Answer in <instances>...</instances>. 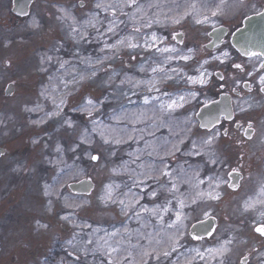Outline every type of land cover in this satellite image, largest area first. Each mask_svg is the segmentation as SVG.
Returning <instances> with one entry per match:
<instances>
[{
	"label": "rangeland",
	"instance_id": "374dc122",
	"mask_svg": "<svg viewBox=\"0 0 264 264\" xmlns=\"http://www.w3.org/2000/svg\"><path fill=\"white\" fill-rule=\"evenodd\" d=\"M80 1L84 2L85 7H80ZM88 3V0H35L28 16L19 18L12 12V0H0V145L8 149V154L2 157L0 164L9 166L7 177L0 175V264H101V261H108L105 252L110 248L118 249L112 254L114 259L118 260L132 252L139 260L141 248L169 250V238L176 233V228L169 225L175 222L176 211L187 216L184 224L187 225L185 231L188 233L194 222L215 215V200L198 196L200 192L215 194L214 186L210 187L207 179L214 178L215 165L208 163L205 166L206 159H201L202 155L189 156L185 153L192 150V141L200 146L206 130L200 128L197 112L202 105L217 99L211 89L221 81L213 77L198 97L199 102L192 101L169 115L160 111V103L169 97L155 92L149 94L150 102L145 104L141 98V94L146 92L143 85H121L120 80L125 76L133 81L158 79L163 74L153 73L152 67L160 65L170 69L183 66L182 61L174 60L165 65L163 61L168 54L153 51L143 57L144 63H141L143 58L139 54H135V60L129 58L128 62L123 57L128 49H121L111 61H105L103 65H95L94 62L105 54L112 56V50H106V53L100 51L105 41L114 43L118 38L134 36V42H142L143 34L155 32L158 36H167L170 46L185 51L189 47L197 48V55L190 62L198 66L195 61L219 55L217 50L200 48L201 44H208L210 37H205L203 33L211 31L212 26L195 25L191 16L180 25H174L170 18L182 15L185 11L191 12L192 5L197 11H206L204 5H207L214 10L219 8L220 14L214 18L217 24L220 18H245L244 14L249 17L254 12L264 11V0H246L248 6L244 8L238 7L236 0H137L139 10L136 6L125 7L123 13L126 15L118 11V18L123 23L119 25L115 36L109 33L101 39L95 30L88 29L86 40L76 44L67 27L71 22L57 18L62 14L59 11L61 7L66 8L81 23L88 18V13L96 11L100 12L99 19L105 28L107 21L113 18L110 12L94 9L93 4ZM252 5H255L254 9ZM33 20L38 22V28L31 26ZM148 22H152V27L142 28V24ZM134 28H141V33H134ZM176 32L184 35L174 40L172 36ZM180 40L184 43H179ZM49 55L53 56L51 62L45 59ZM86 60L93 61V64L86 63ZM62 63L63 67L60 66ZM109 64L111 67L107 73L99 71ZM141 65L146 71L139 70ZM94 67L97 75L92 77ZM207 67L211 72L221 70V65L214 61ZM113 70L120 75L112 83H106ZM82 75L90 78L80 80ZM10 84L14 88L8 95L6 90ZM122 90L135 94L121 100L119 94ZM162 90L170 93L171 98L189 93H184L181 86L173 85L165 86ZM195 90H199V87ZM155 96H160V100L154 99ZM263 97L262 94L253 95V99L248 102L252 104L250 109H261L264 106ZM88 98L98 101L94 111L96 124L85 113L73 111L79 109ZM53 99L57 104L61 99L66 101L64 114L74 122L73 128L57 119L40 125L32 123L46 119L45 113L55 109ZM186 120L191 121V132H188ZM219 126L216 130L220 132L225 126L230 127L226 122ZM169 128L172 129L171 133ZM83 129L88 130L86 138L91 143L80 141ZM101 131L110 139L127 142L104 144L99 135ZM176 133L184 137L185 143L180 145L181 151L176 153L174 162L170 161L173 158L170 157L167 163L179 177V191L174 195L184 199L186 206L183 209L177 199H173L172 193L160 188L161 185L170 186L168 177H161L158 183L146 182L151 189L169 197L163 200L162 205L160 202L148 204L149 199L156 200L146 194L148 187L132 186L134 179H144L139 174L147 171L149 165L157 169L162 167L159 157L163 152L159 148L165 140L175 143ZM129 135L134 139L129 140ZM229 138L230 135L221 136L211 149H229ZM78 143L80 147L76 148ZM57 146L61 147L60 152L56 151ZM149 152L153 154L149 156ZM90 154H99L101 159L93 161ZM137 156L140 158L137 159ZM176 156H182L184 160L176 159ZM113 168L117 171L113 172ZM181 169L184 171L181 172ZM194 172H199V177L205 181L199 187H195L197 179ZM82 178L94 181L92 192L83 195L70 192L69 183ZM184 180L189 182L183 183ZM109 184L113 186L114 199H123L127 203L134 198L133 194L135 198L143 196L140 203L149 209L158 205L162 208L167 200H171V210L153 215L151 212H141L137 206L135 211L140 212L139 218L131 212L125 216L119 203L105 204L101 201L100 197L105 195L106 185ZM46 190L48 195H45ZM190 198H196L197 203L193 204ZM198 203L202 204L201 208L186 210ZM204 211L209 215L204 216ZM248 213L253 223L258 220L256 214ZM65 215L69 216L68 220L61 219ZM160 216H163V220ZM42 224L47 225V228L39 226ZM237 227L242 230L239 225ZM215 236L213 234L201 240L185 236L180 241L181 246L169 258L162 259L160 264H185V261L196 256L192 249H199L205 254V261L196 258L193 264H219V256L213 260L206 251L217 249ZM243 239V244L237 245V263L242 264L246 255L251 254L253 261L249 264H264V256H261L264 253V237L257 235L251 239L244 236ZM89 240L91 244H88ZM69 241L72 243L69 244ZM84 247L90 250V254L76 261L75 256L70 254L74 249ZM92 250H95L94 257ZM150 264L156 262L153 260Z\"/></svg>",
	"mask_w": 264,
	"mask_h": 264
},
{
	"label": "snow or ice",
	"instance_id": "6c2138e0",
	"mask_svg": "<svg viewBox=\"0 0 264 264\" xmlns=\"http://www.w3.org/2000/svg\"><path fill=\"white\" fill-rule=\"evenodd\" d=\"M236 5L240 8L247 7L248 5L246 4V0H236ZM136 6L137 9L139 10V5L137 3V0H112L110 3H106L105 0H94L93 7L94 9L97 10H102L105 13L111 14L113 17L111 20L107 21V26L106 28L104 27L103 21L99 19L100 12H90L87 14L88 18L85 19L82 23L79 22L74 15H72L66 8L61 7L59 11L62 13L59 17H57L61 21H70L71 23L67 24V27L70 29V35L73 37L75 40L76 44H79L80 41L86 40V38L89 36V31L88 29H93L97 33L98 38H104L107 34H112L113 36L116 35V33L119 30V25L123 23V21H120L118 18V11L122 14L123 9L125 7H133ZM80 7H85V4L82 2L80 4ZM192 11H185L182 15H178L175 17H171V23L174 25H180L181 22L185 19H187L189 16L193 18V22L195 25H211L212 26V31H205L203 34L205 37H211L214 32H216V21L215 17H217L219 13V8L217 9H212L211 7H208L207 5H204V8L206 11H197L195 8V5H192ZM253 9L255 8V5L251 6ZM245 19L251 20L252 17H248L246 14ZM254 16H261L264 17V13L262 12H254ZM158 22V21H156ZM79 24V27L77 25ZM33 28H38L39 24L35 20H33L32 25ZM152 27V22L144 23L142 24V28L144 29H150ZM103 29V31L101 30ZM134 33H141V28H134L133 29ZM237 31H240L238 28ZM184 35L181 32H176L173 36L172 39H176L177 36H182ZM168 37L167 36H158L155 32H152L150 34L145 33L143 34V39L142 42H134V36H128V37H121L116 39L114 43H108L105 41L104 46L100 49L102 53H106V50H112V56H109L107 54L103 55L102 58H97L94 62L95 65H103L105 61H111L113 59V56L116 55L121 49H130V50H141L143 49L145 52H151L155 51L161 54H168L165 56V59L163 61V64H170L174 60L182 61L185 63V67L187 66L188 62L194 61V58L197 55V48H187L186 51L182 49H178L175 46H170L168 43ZM179 43L183 44L184 41L180 40ZM209 44H212L213 47H215V43L209 39L208 44H201L200 48L206 50L209 46ZM241 49L244 53L245 56L248 57H254L260 60L259 63V68H256V66L253 64V70L255 72H261L264 71V49H262L260 52H255L251 51L249 48L244 47L243 45L241 46ZM175 54V55H173ZM129 56L132 60H135L137 57L136 55H132L131 52H129ZM46 61L51 62L53 60V56L49 55L45 57ZM231 53L228 50H220L219 55H214L211 56L210 59H202L199 61H195V63L198 65L192 71L194 74H189V72L185 71V67H179V68H170L166 69L163 66L157 65L156 67H152L151 71L153 73L160 74L162 73L163 75L160 76L158 79L157 78H152L147 81L143 80H138V81H133L132 79L128 78L127 76L124 77V79L120 80V84H132L133 87H140L143 85L145 87V91L149 94L156 92L160 93L163 96L169 97L167 101H162L160 103V111L161 113H166V114H171L175 112L177 109H182L186 104L191 103L192 101H198V97H200L203 94V89L207 87L213 80V77H219V81L222 83L219 84L220 88L225 87V84L227 83L226 77L223 73L221 72H211L208 70V67L211 62H218L220 65H225L229 61H231ZM250 62V61H249ZM64 63H67L65 61ZM64 63H62L60 66L63 67ZM86 63H89L90 65L93 64V61L91 60H86ZM111 67V64L108 65L107 68L101 67L99 71L107 73L108 68ZM231 68L236 72V76L233 77L232 83L233 84H239L240 82H243L245 85H247L249 88H251V84L249 81L244 80V76H253V71H248L246 69L245 64L243 63H237L232 61L231 63ZM141 72L146 71L143 65L140 66L139 69ZM242 74V75H241ZM97 75V70L95 67L93 68V71L91 72V76L95 77ZM120 75L119 72H116L113 70L112 75L108 77V80L106 83H112L115 77H118ZM86 78L90 77H85L81 76L80 80H84ZM258 91L261 93H264V74L258 76ZM184 85H192L194 86V90L190 91L187 95L184 94H177L175 98H171L170 93L167 91H163V87L173 85V86H178L180 84ZM195 86H199V90H195ZM233 92H237L236 88H233ZM123 95V93H121ZM135 94V93H133ZM239 95V93H237ZM154 99L160 100V96H155ZM149 101V96L145 95L144 96V103L148 104ZM66 101L64 99H61L59 103L57 104L56 101L53 99V104L55 105V109L52 111H49L45 113V118H42L37 121H32L33 124L40 125L47 123L48 120L52 119H57L58 122L62 123L63 125H67L69 128L74 127V122L69 119L65 114H64V105ZM97 100H93L92 98H88L86 102L79 108V109H73V111L79 110L83 113H85L88 117L92 118V123L96 124L97 121L94 118V111H96L97 108ZM243 104L247 105V108H245L239 100L236 103V108L239 109L240 112H245L247 109L252 107V104H248L247 101H244ZM37 109H28V111H35ZM235 111V108H229L227 110V114L225 116V119L232 120V112ZM219 122V121H218ZM186 123L189 125L188 126V132H191V121L186 120ZM167 127V125H164ZM222 126V125H221ZM200 127L204 128L206 130L205 136L201 139L200 141V146L196 144L195 141L191 142L192 145V150L185 153L186 155L189 156H201L202 155V149L203 148H209L211 149V146L216 143V141L221 137V136H228L229 132L227 129H224L223 132H220L216 130V125L212 124L211 127H209L208 124H201ZM248 129H253V125L251 122L248 123ZM183 131V129H181ZM254 131V129H253ZM88 130L83 129L79 139L85 144L91 143L90 140L86 138ZM169 132H172V129L169 128ZM150 135H154V133H149ZM101 139L103 140L104 144H109V143H115V144H121V143H126L127 141H123L121 139H110L105 135V132L101 131L99 133ZM177 137V141L171 142L168 140H165L164 143L160 146L159 151L163 152V155L159 157L160 159V164L162 167L156 168L154 165H149L147 171L140 173L139 175H142L144 177L143 180H137L134 179L133 181V187H148L149 191L146 193L152 198H159L160 196V191L156 189H151L150 185H148L146 182L147 181H153V182H159L161 177H168L169 178V185L170 186H164L161 185L160 188L164 192L167 193H172L173 194V199H177L179 206L181 209H183L185 205L184 199H179L177 198L174 194L179 191L178 188V179L179 177L174 174V170L170 167V165L167 163V158L170 157H175L176 153L181 151L180 145H183L185 143L184 137L180 135V133L175 134ZM251 138V137H249ZM129 140L134 139L133 136L129 135L128 137ZM141 139L143 137L141 136ZM36 142V141H34ZM80 147V144L78 143L76 145V148ZM62 149L60 146H57L56 151L60 152ZM75 151V148L73 149ZM156 151V149H154ZM153 153L149 152L148 155L151 156ZM159 154V152H157ZM3 153H0V156H2ZM112 155H115V153H112ZM131 155V154H130ZM209 160L208 163L216 165V164H223L226 163L221 159L220 156H218L214 151H209ZM140 157L137 156V159ZM90 159L93 161H99L101 159V156L99 154H90ZM135 162V161H134ZM143 167V165H142ZM113 172L117 171L115 168L112 169ZM184 170L181 169V172ZM236 169H232L231 171L227 172V176H231L233 172H235ZM158 172L159 175H153V173ZM193 175L197 179V183L195 187H199V185H202L205 183L204 179H201L199 177V172H194ZM208 182L209 186L213 187L214 189H219L221 188L222 185L229 186L236 188L238 185L236 184H228V181L221 177L220 175H217L215 178L213 177H208ZM183 183H188V180L182 181ZM47 189V186H46ZM131 192V189H129ZM113 186L111 184L106 185V193L104 196L100 197L101 201L104 202L105 204L111 202L112 204L119 203V205L122 206L121 210L123 211L124 215L127 216L129 212H131L134 216L139 218L140 212L135 211L136 207L139 206L141 212H151L153 215H159V213L162 211L164 213H168L171 210L172 206V201L167 200L165 206L162 208L158 205L156 208L149 209L146 206L142 205L140 201L143 199V196H139L138 198H134L129 200L127 203L125 200L120 199H114L113 198ZM261 196L252 199L249 198V200H246L243 204V211L244 212H252L255 213L258 220L260 223L258 224L257 227H255V232L259 233L260 236L264 237V187H261L260 189ZM48 191H45V195H48ZM198 196L202 199L204 196H207L211 200H219L220 199V192L216 191L215 194L213 192H200L198 193ZM191 202L193 204L197 203L196 198H190ZM68 207H71V205H68ZM79 207V206H77ZM204 216H208L209 213L207 211L203 212ZM63 220H68L69 216L65 215L61 217ZM160 219L163 220V216H160ZM187 219V216L184 215L181 211H176L175 213V222L172 225H169V227H175L176 228V233L174 236L170 237L169 244H168V249L169 250H158L155 247H151V249H144L141 248L138 252L139 255V260H136L135 256H133L132 252H128L126 256L121 257L120 259H114L112 257L113 253H116L118 251L117 248H110L109 251L105 252V255L109 257L107 262L101 261V264H150L151 261H155L156 264H160L162 259H167L169 258L173 252L177 250V247L181 246L180 241L187 235H193L194 239L200 240L203 239L201 236L194 235L193 233H188L185 231L187 228V225L184 224V220ZM255 222V221H254ZM200 226H203L202 221H198ZM42 228H47V225H39ZM90 227V225H89ZM193 229L196 227V225L192 226ZM211 235V233H209ZM72 241H69V244H71ZM92 241L89 240L88 244H91ZM229 243V242H225ZM191 251H194L196 253V256L193 257L190 260L185 261V264H193V261L196 258H199L201 261H205V254L199 249H192ZM210 258L215 260L217 256L223 257L227 252L230 251L229 248H227L224 245H221L220 248L218 249H207L206 250ZM94 252L95 250H92V254L94 257ZM90 254V250L87 247L81 248L79 250L74 249L73 252L70 255L75 256L76 261H81L82 256L87 257ZM261 256H264V253L261 254ZM247 258L245 257V260ZM219 264H224L223 260L219 261Z\"/></svg>",
	"mask_w": 264,
	"mask_h": 264
},
{
	"label": "flooded vegetation",
	"instance_id": "af4514ba",
	"mask_svg": "<svg viewBox=\"0 0 264 264\" xmlns=\"http://www.w3.org/2000/svg\"><path fill=\"white\" fill-rule=\"evenodd\" d=\"M112 0H105L109 2ZM35 2V0H34ZM33 2V3H34ZM88 4H93L94 0H88ZM14 0H12L13 7ZM13 12V11H12ZM245 18H220L215 24L216 28L224 29L223 32L218 31L217 33L221 37V44L210 50H228L231 53L232 60L225 65H221V72L225 75L227 83L225 87L220 88L219 85L213 87L211 90L215 98H219L221 95L227 96L232 104V108L235 111L232 112V120L225 119L222 117L216 129L220 127L222 122H226L230 125L225 126L229 132L230 138L228 140V146L232 149H209L205 148L202 152L201 159H206V165H208L209 151H214L221 159L226 160V163L216 164L214 169V178L220 175L228 181V184H236L238 187L233 188L229 186L222 185L221 188L215 189V192H220V199L215 200L214 214L216 221V228L214 234H216L215 243L217 244V249L221 245L226 246L230 249L223 257L218 258V261L223 260L225 264H238L236 255L238 252L239 243L243 244L244 236L253 239V236H260L259 233L255 232V227L260 223L259 220L253 223L252 218L248 215L249 213L243 211V204L249 198H258L261 196L260 190L258 188L264 187V106L261 109L254 111V109H247L245 112H240L236 108V103L239 102L247 108L244 101H251L253 95L262 94L258 91V76L264 74V71L255 72L252 65L254 64L256 68H259L260 60L254 57L245 56L241 47L236 45L233 41L237 37L239 31L237 29H242L246 23ZM212 31V30H211ZM221 36V35H220ZM210 40H214L211 36ZM248 48V47H246ZM251 51L260 52L257 49L249 48ZM264 59V58H262ZM232 61L237 63H243L248 71H253V76H244L243 79L249 81L251 88L245 85L243 82L239 84H233L232 79L236 76V72L231 68ZM250 61V62H249ZM9 64V63H8ZM242 75V74H241ZM219 80V77H217ZM222 83V82H221ZM233 88L237 89V92H233ZM239 93V95H237ZM264 98V97H263ZM214 100V99H213ZM264 100V99H263ZM264 105V101H263ZM251 122L253 129H248V123ZM263 125V126H261ZM203 129V128H202ZM224 130H222L223 132ZM251 137V138H249ZM4 150L3 155L0 156V160L3 156L8 154V149L3 145H0ZM188 150V148L186 147ZM163 155V153H162ZM184 160L182 156H176V159ZM169 159V158H167ZM154 161H159L155 159ZM171 162H174L173 158H170ZM232 169H236L235 172L229 177L227 172ZM9 171V166L4 163L0 164V175L7 177ZM13 173V172H12ZM12 173L10 175H12ZM248 181V183H245ZM169 197L161 194L159 198L149 199L148 204H153L160 202L163 204V200ZM202 204L198 203L197 206L187 207V211L195 210L197 207L201 208ZM255 214V213H253ZM153 217L151 216L150 219ZM239 225L242 230L240 231ZM205 239V238H204ZM229 242V243H225ZM246 255V260L242 261V264H249L253 261L252 256ZM244 262V263H243Z\"/></svg>",
	"mask_w": 264,
	"mask_h": 264
},
{
	"label": "water",
	"instance_id": "95a60500",
	"mask_svg": "<svg viewBox=\"0 0 264 264\" xmlns=\"http://www.w3.org/2000/svg\"><path fill=\"white\" fill-rule=\"evenodd\" d=\"M32 2L33 0H14L13 12L19 16L26 17L30 12ZM262 13H264V11H262ZM249 17H252V19L246 20L245 26L240 29L237 37L234 38L233 41L240 47L243 45L244 47L261 51L264 49V17L254 15ZM223 30L219 29L213 33L212 36L214 37L213 42L215 43V46L221 42L222 37V34H220V36L217 32H223ZM209 47L213 48V45L209 44ZM13 88V85L10 84L6 90V93L10 95ZM229 108H232V104L229 101V98L224 95H221L216 101H213L209 104L206 103V105L201 108L197 115L198 119L200 120V125L208 124L209 127H211L212 124H218V121H220L221 117L226 116L227 110ZM3 151L4 150L0 148V153H3ZM69 188L71 192H74L75 194H89L92 192L91 190L95 188V183L90 178H83L81 180L71 182L69 184ZM200 221L203 222V226L201 227L198 221L195 222L192 224V226L196 225L194 229L192 226L189 227L190 233L203 238L213 235V232L216 228L215 218L211 216L204 220L201 219ZM209 233H211V235H209ZM191 236L193 238V235Z\"/></svg>",
	"mask_w": 264,
	"mask_h": 264
},
{
	"label": "bare ground",
	"instance_id": "6f19581e",
	"mask_svg": "<svg viewBox=\"0 0 264 264\" xmlns=\"http://www.w3.org/2000/svg\"><path fill=\"white\" fill-rule=\"evenodd\" d=\"M154 51V50H153ZM153 51H151V53L153 52ZM129 52H131L132 53V55H135V54H139V56H141L142 58L144 57V56H146V55H148V53H150V52H145L143 49H141V50H130V49H128V53L127 54H125L123 57H124V59L125 60H127L128 62H130V60H129V58H130V56H129ZM128 56V57H127ZM132 60V59H131ZM144 61H145V58H143L142 59V61H141V63H144ZM180 67H185V63L183 62V66H180ZM195 67H197L194 63H192V62H188V65L185 67V69H189V71L188 72H190L191 74H194V72L192 71V69H194ZM207 67V66H206ZM174 68H179V67H174ZM178 86H181V90L184 92V93H186L187 91L188 92H190V91H192V90H194V86H192V85H184V84H180V85H178ZM199 86H195V89H197ZM121 93H123V95L121 94ZM133 93H135V92H132L131 94H133ZM155 92H153V94H154ZM130 93H127L126 91H124V90H122V91H120V94H119V97H120V99L121 100H125L127 97H128V95H131ZM152 94V93H151ZM136 95H137V93H136ZM145 95H148L149 96V93H147V92H145L144 94L142 93L141 94V98L144 100V96Z\"/></svg>",
	"mask_w": 264,
	"mask_h": 264
}]
</instances>
